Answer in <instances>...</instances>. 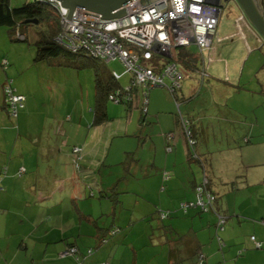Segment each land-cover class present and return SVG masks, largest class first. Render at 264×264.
Instances as JSON below:
<instances>
[{
	"label": "crops",
	"instance_id": "crops-1",
	"mask_svg": "<svg viewBox=\"0 0 264 264\" xmlns=\"http://www.w3.org/2000/svg\"><path fill=\"white\" fill-rule=\"evenodd\" d=\"M234 19L237 28L203 55L198 51L197 68L189 69L213 93L185 113L180 106L198 131L203 163L189 156L175 100L164 107L148 97L147 116L140 110L132 126L112 125L109 113L97 124L91 101L62 112L57 104L41 107L34 92L15 86L26 99L13 117L3 92L8 68H0V264H78L63 255L71 245L90 264H200L202 255L204 264H264V63L251 57L264 41L247 19L238 13ZM249 60V71L256 69L252 87L250 76L241 84ZM228 85L246 90L249 111L220 103ZM198 92L183 83L179 94L190 101ZM74 114L79 123H69ZM127 136L134 139L122 142ZM205 181L216 195L213 210L181 208L196 200V186ZM161 209L170 211L163 220ZM217 213L226 217L224 229L216 226ZM114 226L120 232L101 244ZM89 247L95 250L88 256Z\"/></svg>",
	"mask_w": 264,
	"mask_h": 264
},
{
	"label": "built area",
	"instance_id": "built-area-1",
	"mask_svg": "<svg viewBox=\"0 0 264 264\" xmlns=\"http://www.w3.org/2000/svg\"><path fill=\"white\" fill-rule=\"evenodd\" d=\"M57 11L61 31L57 41L70 51L84 50L89 56L110 62L120 61L124 72L130 75L131 87L166 86L168 89L181 87L185 77L182 66L173 57L178 47L195 45L201 53L210 49L216 35L225 0H154L138 8L113 18H104L98 12L75 8L71 19L70 9L61 0H45ZM4 63L6 60L3 61ZM117 78L121 77L116 71ZM202 71V76L206 75ZM4 94L10 113L17 116L25 106V96L18 93L11 81L6 82ZM147 102V93L144 92ZM180 125L190 145L194 142L188 129L189 121L180 114ZM175 134H167L173 140ZM75 153L82 149L75 147ZM168 179L167 172L163 174ZM197 198L181 203V208L198 206L202 211L213 209L215 195L207 187V181L197 185ZM167 212H162L165 217ZM226 217L218 214L217 228L224 229ZM118 229H114L115 233ZM223 244L222 238L218 237ZM257 247H261L255 236L251 237ZM72 247L63 255L75 254ZM93 251L89 249L88 254ZM78 260L79 257H77ZM80 264H87L80 261ZM104 264H111L105 262ZM200 264H204L203 255Z\"/></svg>",
	"mask_w": 264,
	"mask_h": 264
},
{
	"label": "rangeland",
	"instance_id": "rangeland-1",
	"mask_svg": "<svg viewBox=\"0 0 264 264\" xmlns=\"http://www.w3.org/2000/svg\"><path fill=\"white\" fill-rule=\"evenodd\" d=\"M24 1L25 0H12V5H19ZM224 3V7L222 8V12L217 24L218 26L216 35L213 39L214 43H219L218 36L223 41L225 35L232 33L234 31L233 29L237 28L238 25L234 19L236 13L240 14L244 21L247 19L240 4L237 1L225 0ZM247 20L249 21V19ZM49 24L50 23L48 21H43L40 24L27 26L23 31H21L27 36L26 40L16 39V36L9 30V27L4 25L0 26V62H2L4 58L8 59L9 67L7 72L9 73V76L14 79V86L22 89L28 88L32 93L34 92L37 96L38 104H40L41 107L49 108L54 104H57V109H60L63 112L72 109L74 110V108L81 109L82 105L84 107L86 105L89 107V101H91L92 105H94L96 74L100 73L102 68H106L109 71H118L121 73V83L123 85H127L129 83L130 75L124 72V65L118 60H112L111 62L97 61L95 63L85 56H76L68 52H63L57 57H53L56 59L55 62L51 61L50 59L36 60L37 48L35 41L38 38V32L40 30H48L50 27ZM237 39L238 38L235 37L233 39L234 42H237ZM240 39L243 41L242 38ZM231 42H233L232 37L228 38V40H225L226 45H230ZM188 50L194 51L195 53L198 52V49L194 45L188 47ZM177 52L181 54V48H178ZM257 56L260 57V59L263 60L262 63H264V47L254 50V53H252L251 57L253 59ZM249 62H247L245 68L242 67L243 78L241 84H243V82L246 80H249L250 76L252 81L251 85L249 86L252 87L257 84L256 80L254 79L256 69L253 70V68H251V71H249V65L253 61L250 63ZM0 68L1 72L5 73L3 67ZM184 72L185 79L183 83H187L189 86L194 85L196 87V91L199 92L196 94V96L193 95L195 97L192 100L183 103V113L187 112L186 108L188 105L189 108H191L194 106V104H201V102H205V99H208V97L211 96V93H213L212 89H207V87L203 88V84L201 86L199 82L193 80L191 76H193V73H196L195 71L185 68ZM263 72L264 71L260 73V79L261 77L262 79L264 78L262 75ZM224 87L228 91H223L220 93V103L224 105L227 103L233 108L238 107L243 110L248 109V111L251 109L250 104H252V101L249 102L247 92H242L246 90H242L241 93H239L238 91L240 90L237 87L236 91L234 88H231L230 85ZM87 89L90 92V97L89 95L88 97L86 95ZM138 92V94H140L141 90ZM149 94V98L151 100L154 97L160 99V104H163L164 107L169 106L170 103L173 105L175 104L172 94L165 86L151 88ZM139 98L141 97L139 96ZM147 108H149V106H147ZM107 110L110 117L112 118V125H118L119 122L130 124L132 120H138L141 108L133 106L131 112L128 113L127 106H125L123 103H118L114 100H108ZM89 113L90 112H88L86 115L89 116ZM133 113H136V117L134 116L135 114L133 115ZM69 115H71V113H69ZM75 122H80V117L77 118L76 114H74L72 122L69 121V123L75 124ZM86 122L87 121L84 117L81 123L86 124ZM129 126H132V124ZM76 128V125L72 127L74 132ZM58 130L61 131L60 127H58ZM62 135L65 136L64 133ZM73 135L75 136L76 134ZM133 139V136H127L121 141L126 142L132 141ZM72 145L73 143L69 144L70 147ZM163 210L167 211L168 209ZM4 242H6V240H4Z\"/></svg>",
	"mask_w": 264,
	"mask_h": 264
},
{
	"label": "trees",
	"instance_id": "trees-1",
	"mask_svg": "<svg viewBox=\"0 0 264 264\" xmlns=\"http://www.w3.org/2000/svg\"><path fill=\"white\" fill-rule=\"evenodd\" d=\"M260 3L262 5V8L264 9V0H260ZM36 20L38 21L37 23H36ZM43 21H48L50 23L49 24L50 27L48 28V30H40L38 32V38L35 41V45L37 48L36 60L50 59L51 61L55 62L56 59H54L53 57H57L58 55H60L63 52H68V53H70L72 55H76V56H85L95 63L97 61L105 62L104 60L89 56L84 50L72 52L65 45H63L62 43L57 41V35L61 31V24H60V21L58 19V14H57L56 9L51 4H49L47 1H45V0H25L22 4L12 5V0H0V26L4 25V26L9 27L10 28L9 30L11 31V33L14 34L16 36V39H18V40H21V39L26 40L27 39V36L21 32L27 26L40 24ZM262 39L264 41L263 37H262ZM178 48H181L182 53L180 54L177 52V54L173 57L172 60H175L177 63H179L183 69H185V68H188V69L197 68V61L199 58V56L197 55L198 53H195L194 51L188 50V47L186 48L183 46V47H178ZM4 60H6L5 63L3 62ZM1 66L3 67L4 70H6L9 67V61L7 58H4L2 60ZM202 71H205V69H202ZM206 77H207V74L202 76V79L204 80ZM184 79L185 78H183V80L181 82L180 88H176L173 90L168 89V90L172 94V96L175 100V103L177 105L176 116L178 118V122H179L180 114H182V116H184L189 121L188 129L190 131L191 138L194 142L192 145H190L188 143L187 138L185 137V133L183 132L181 125L179 126L183 136L185 137L189 156L191 159H195V160H198V161L203 163V161L200 157V154L198 152V149H197V146L199 144V136L197 133L198 131L195 128L193 119L191 117H189V115L183 114L180 110V106L184 103V101H187L191 98V97H189V98L185 99V98L181 97V95L179 94L180 90L182 89ZM8 81H11L12 86L15 87L14 83H13V78L8 77L5 80V82L3 83V92H4V86H5L6 82H8ZM95 83H96L95 84V103H94V107H93V109H94V122L95 123L101 124V123L107 121L108 119H110V117L108 115V110H107L108 100H114L118 103H123L125 106H127V110H130L131 108H133V106L140 107L143 117L145 118L147 116V114H148V108H147L148 101L145 102L146 96H145L144 92L147 93V98H148L150 89L154 88V87H148V88L135 87V86L131 87L130 86V80H129V83L127 85H123L121 83V77L117 78L115 76L113 70L109 71L106 68H102V71L100 73L96 74V82ZM156 87H163V86H156ZM140 90H141V93L138 94L139 93L138 91H140ZM139 96L141 98H139ZM4 97H5V94H4ZM25 99H26V97H25ZM4 100H5V106L9 110V107L7 105V102H6V98H4ZM21 109L22 108H20V110ZM9 112H10V110H9ZM17 116H13V117H17ZM179 124H180V122H179ZM245 140L249 141L250 139L247 137V138H245ZM74 148H73V150H74ZM0 180H1V176H0ZM207 187H208V183H207ZM212 193L214 194L213 191H212ZM215 200H216V197H215ZM196 208H199V207L196 206ZM211 210H213V209H211ZM208 211H210V210H208ZM162 212H167L165 217H162ZM169 214H170L169 210H167V211L163 210V209L159 210V217L161 218V220L168 217ZM217 214H219V213H217ZM217 222H218V220H217ZM216 226H217V223H216ZM115 228L118 230L115 233H113V230ZM120 230H121V227H119V226L110 227L106 231V233L102 236L100 243L101 244L107 243L110 240V238L115 236L116 234H118L120 232ZM72 247H75V245L69 246L66 249V251ZM76 248L78 249V247H76ZM89 249H92V251L94 252L95 247L94 248L89 247L87 249V255L88 256L92 255V253H93L92 252L91 254H88ZM78 252H79V249H78L77 253L68 254V255H73L76 258L79 257L80 260L77 259L78 264H80V261H82L83 263L90 264L89 262L86 261V259L81 257L78 254ZM105 262H110V261L105 260L103 262V264Z\"/></svg>",
	"mask_w": 264,
	"mask_h": 264
},
{
	"label": "water",
	"instance_id": "water-1",
	"mask_svg": "<svg viewBox=\"0 0 264 264\" xmlns=\"http://www.w3.org/2000/svg\"><path fill=\"white\" fill-rule=\"evenodd\" d=\"M62 5L70 11L67 18L72 17L75 8H84L98 12L104 18H113L138 8L154 0H61ZM244 14L257 32L264 38V9L259 0H237ZM38 21L36 20V23Z\"/></svg>",
	"mask_w": 264,
	"mask_h": 264
},
{
	"label": "flooded vegetation",
	"instance_id": "flooded-vegetation-1",
	"mask_svg": "<svg viewBox=\"0 0 264 264\" xmlns=\"http://www.w3.org/2000/svg\"><path fill=\"white\" fill-rule=\"evenodd\" d=\"M234 1H237V0H234ZM238 2V1H237Z\"/></svg>",
	"mask_w": 264,
	"mask_h": 264
}]
</instances>
